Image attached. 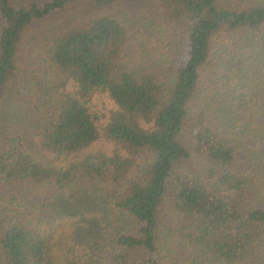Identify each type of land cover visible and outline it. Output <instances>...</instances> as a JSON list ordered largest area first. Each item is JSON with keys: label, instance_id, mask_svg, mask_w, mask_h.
<instances>
[{"label": "trees", "instance_id": "1", "mask_svg": "<svg viewBox=\"0 0 264 264\" xmlns=\"http://www.w3.org/2000/svg\"><path fill=\"white\" fill-rule=\"evenodd\" d=\"M0 264H264V0H0Z\"/></svg>", "mask_w": 264, "mask_h": 264}, {"label": "rangeland", "instance_id": "2", "mask_svg": "<svg viewBox=\"0 0 264 264\" xmlns=\"http://www.w3.org/2000/svg\"><path fill=\"white\" fill-rule=\"evenodd\" d=\"M91 197L92 196L88 194L79 195L74 199L61 196L56 201H54V204L56 205V207L53 208L54 214H57L58 211H60V213H62L64 216L66 215L67 218L74 217L73 221L76 226L74 229H76L77 233L83 238H86L97 231V228L93 227L94 222L97 221L101 212L103 211L101 206H93V211L88 210L89 212L87 211L85 215L82 214L85 209L91 206V204H95L93 203L95 201Z\"/></svg>", "mask_w": 264, "mask_h": 264}]
</instances>
